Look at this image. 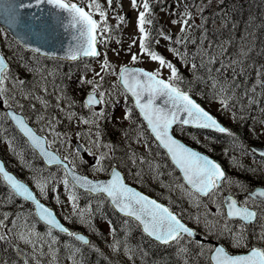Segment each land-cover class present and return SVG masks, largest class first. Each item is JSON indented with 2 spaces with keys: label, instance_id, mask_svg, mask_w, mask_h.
<instances>
[{
  "label": "trees",
  "instance_id": "16d2710c",
  "mask_svg": "<svg viewBox=\"0 0 264 264\" xmlns=\"http://www.w3.org/2000/svg\"><path fill=\"white\" fill-rule=\"evenodd\" d=\"M192 7L190 5L188 8L192 9ZM199 11L201 18H197V20H201V23L197 24L192 20L193 18H189L186 29L172 37L170 51L172 50L177 56L175 58L179 59L178 63L182 64L183 70L191 74L189 79L198 77L202 84L200 85V82L194 80L195 86H191L181 80L180 88L195 95L201 102L212 99L220 101L222 96L232 97L226 108L231 118L230 123H226L230 128V134L205 131V141L208 142L201 144L197 143L196 137L193 136L195 130L177 128L176 132L185 141L210 153L224 164L225 156H227L225 153H228L227 148L232 149L235 146L250 152L251 145L264 144V86H262L264 84V0H208ZM6 39L7 41L2 40L0 43L4 54L10 61V69L7 74L15 78L20 76L25 82H28L32 76L48 73L53 78H50L51 82L48 83L51 86L50 91L54 95H61L65 92L72 94V91L76 90L72 81L79 79L82 75L85 76V72L81 71V62L41 57L24 49L10 36H6ZM193 64L196 65L195 68L192 67ZM184 75L187 77V74ZM47 77L49 76L44 78ZM213 81L216 82L215 87H213ZM28 87L30 89L31 82ZM5 88L8 89L4 94L7 104L13 102L16 108L25 111L29 103L22 101L21 94L18 100L10 97L12 95L10 86L5 84ZM221 88H225L226 92L222 93ZM39 89H41L40 83ZM199 91L206 92V94H201ZM83 92L84 90L81 89V95ZM119 92L120 97L124 96L134 110L132 101L130 102L125 91L120 88ZM119 98L107 103V113L100 128L105 135L110 132L106 141H110L114 145H117L123 134L128 135L121 128L123 122L117 119L115 114V102ZM4 113L3 110H0V149L4 147L5 141H8L17 155L24 154L26 157L27 165H24V169L31 164L30 170L37 175L43 173L44 176H50L52 170L42 164L39 156L4 116ZM133 114L138 127L144 130L145 145L147 144V151L150 154L149 159L144 155L145 160L142 161L144 176L138 177L137 174L132 176L125 168L127 164H131V157L120 152L123 145L117 146L118 150L115 151L112 163L118 164L133 183L167 202L176 210L170 193L167 192V196H165L162 191L164 186L161 187L157 182L155 185L149 186L145 176L151 178L148 173L153 175L156 173L157 180L165 185L170 179V173L176 174L177 178L181 180L179 173L169 161L166 153L155 142L135 110ZM220 118L223 120L222 117ZM260 166L262 168L250 163L247 166L240 165L230 172L233 177H237L238 181L241 180V185H237L239 188L232 189L239 199L244 197L242 189L247 192L262 181L264 166L262 164ZM79 167L83 169V167ZM17 172L29 180L30 174L20 170ZM240 188L242 189L240 190ZM7 190L8 187L0 177V207L5 205L4 207L7 209L13 210L16 206L15 201L12 200L16 197L11 193L9 196ZM207 199L201 198L202 201ZM8 200H11L10 204H6ZM76 201L79 209L94 216L92 218L94 222L90 224L101 225V221L109 223L112 229L111 239L106 240L105 236V239L101 240L104 238L103 235H106L101 226L98 230L103 235L99 232L93 233L88 245L78 242L72 236L57 233L59 244L54 246L57 250L55 262L62 264H212L209 257V244L182 237L178 243L161 245L147 237L135 221L119 215L104 196L77 192ZM182 205L189 208L184 202ZM176 211H180L182 218L205 236L220 239L225 244L229 240L232 241V235L227 231H222V227L211 229L205 226L206 223L199 226L182 208H178ZM24 221L30 225L35 223L30 218L24 219ZM259 222L260 218L253 225H245L247 247L251 245L264 247V240L259 239L263 232L253 231ZM38 225L43 226L42 224ZM69 226L74 231L85 229L75 223H71ZM229 227L234 232L242 230L238 221H230ZM116 242L119 243L116 244L114 250L112 245ZM0 245V264L26 263L16 254L11 239L6 237ZM181 249H187V251L182 252Z\"/></svg>",
  "mask_w": 264,
  "mask_h": 264
},
{
  "label": "snow or ice",
  "instance_id": "6c2138e0",
  "mask_svg": "<svg viewBox=\"0 0 264 264\" xmlns=\"http://www.w3.org/2000/svg\"><path fill=\"white\" fill-rule=\"evenodd\" d=\"M109 4L112 0H108ZM50 6L54 12L57 23L60 24L65 30H71L74 34L72 36L75 44L69 49V56L75 60L78 57H98L100 55L97 50V43H104L103 34L109 31L107 23L106 12L98 3V0H88L87 9L73 0H29L27 3H10L5 9L8 14V23L15 26L19 23L20 9L41 8L43 5ZM133 7H138L136 0H132ZM144 11L139 12L138 15V30L141 33L140 37V50L141 53H146L152 61H158L161 68L167 67L171 70V74L167 80L160 78L159 69L155 71H147L142 68H129L128 66H121L119 69L118 80L122 85L125 93H131L135 98V105L143 115L144 120L147 122L148 128L154 135L159 145L166 149L167 154L171 157L172 161L179 168L182 173L183 184H177L176 187L182 189L184 194L189 197L190 201L199 206L201 197H207L216 203L217 213L225 218V223L222 225V231H227L232 235L233 246L236 248H244L246 245L245 225L257 221L258 217L264 218V188H258L255 191L248 193V199H251L254 204L261 207V211L257 212L247 206V201L240 204L236 199L227 197V203L221 204L216 202L213 198L222 190L225 183H231L229 177L226 176L221 166L210 159L208 156L195 151L180 141L175 139L171 134L173 125L178 122L182 125H195L200 128H211L218 130L221 133H229L230 130L221 124L200 104H198L190 95L188 91L180 88L179 82L181 76L178 74L176 67L166 59L159 55L156 51L151 50L149 34L145 30V24H151L152 20L147 18L149 12L148 0H144ZM99 14L100 19L94 18L95 14ZM33 19H39L35 13H32ZM123 21L124 17H119ZM175 23V21H174ZM186 23V21H185ZM183 30V29H182ZM35 34V33H33ZM135 43V41H133ZM30 46V45H26ZM34 52L39 53L41 49L35 47L32 49ZM138 57L136 54L132 55V61L135 63ZM196 67L195 64L192 65ZM107 58H105L102 69H109ZM8 66L5 58L0 55V97L8 91L5 88V82L8 80L7 75ZM103 79V78H101ZM87 83H94L93 81H86ZM216 82L213 81V87ZM264 86V84H262ZM99 85L93 87L85 102V107L101 104L104 102L105 94L98 92ZM220 91L226 92L225 88ZM99 97V98H97ZM163 99V104L157 103L158 100ZM232 99L230 96H222L220 103L223 107H228V101ZM7 103V101H5ZM21 107H23L21 105ZM99 113L98 115H102ZM6 118H10L15 122L16 126L22 133L31 141V143L39 148L43 155L47 156L49 164H62L63 161L60 157L44 148L47 142L46 138L38 136L34 130L29 127L25 118L17 115L13 111L4 113ZM125 118H129L126 114ZM43 119V117H38ZM83 123H90L84 120ZM94 123V122H93ZM143 134V133H141ZM99 146V145H98ZM106 154H101L97 159V165L105 159ZM64 159H67L65 157ZM65 172L72 177V186L86 189L90 193H100L106 195L111 203L126 216L138 222L142 226L143 231L149 236L154 237L157 241L164 244L178 243L184 234L191 237L194 235V230L182 222L181 218L177 216L169 207L158 203L157 200L151 199L143 195L134 188L128 186L119 171L113 170L111 178L106 181H94L87 176L78 175L73 168H69L68 164H63ZM98 170L103 171L101 166ZM0 177L9 187L13 196L22 197L25 201L34 203L37 210L36 214L39 219L49 226L47 235H52L53 229H58L60 232L68 233L70 236L75 237L76 240L88 244L89 240L75 231H70L57 219L53 210L45 206L36 195L30 190L29 186L18 179L15 175L6 170L5 165L0 163ZM64 184L67 186L69 180L67 175L64 178ZM37 186L40 188L41 194L44 193V184L40 180H36ZM69 199L75 202L76 197L70 195ZM207 208V205H205ZM226 208V212L224 209ZM211 213V210L205 213V217ZM83 217V212L77 213ZM7 215L0 219V227L5 226L4 221L7 220ZM199 222V217H197ZM230 221H239V232H234L229 227ZM14 226L19 227L16 221L13 222ZM219 221H207L206 227L214 229ZM264 227V226H262ZM30 237H34L32 240ZM5 235H0V240H4ZM20 238L25 242L36 243L42 237L39 233L32 230L31 225L28 226V233L25 235L21 232ZM264 240V234L259 237ZM116 242L112 245L115 250ZM187 251V249H181ZM211 261L213 264H264V247L251 246L247 247V251L243 253H229L224 247H214L210 249ZM44 253L41 251L40 253ZM39 264V261H37Z\"/></svg>",
  "mask_w": 264,
  "mask_h": 264
},
{
  "label": "rangeland",
  "instance_id": "374dc122",
  "mask_svg": "<svg viewBox=\"0 0 264 264\" xmlns=\"http://www.w3.org/2000/svg\"><path fill=\"white\" fill-rule=\"evenodd\" d=\"M74 1L82 2L83 5L87 7L88 0ZM206 1L208 0H148L149 12L146 15L148 19L152 20V23L145 24V30L149 34L151 50H157L156 52H159V55H162L166 61H170L173 64L174 58L172 51H170L172 37H175L186 29L189 18H193L192 20L197 24L201 23V20H197V18H201V12L199 10H201ZM136 2L139 6L134 8L132 0H112L111 4H109L108 0H98V3L106 12L107 23L109 26V31L103 34L106 50L103 49L104 52L102 51L99 57H96L88 63H81V71H83V73L85 72V76L82 75L77 79L78 81L76 79L74 80L73 85H78L75 87L76 90L74 89L70 96L68 94L59 95V98L57 99L54 93L49 91L51 90V86L47 84V80L51 82L50 78H52V76L48 73L39 76L37 74V76L28 79V82H25L20 76L16 78L8 76V80L5 82L6 85L8 84L10 86L12 96L17 100L20 98L21 94L23 97L22 101L31 103L33 102V99H36L35 103L42 105L39 107V110L34 111L35 114L38 113L39 116L32 117L33 120L39 125L41 131L48 136L50 142L54 146L58 145L56 147L65 157H67L68 160L72 161L74 164H76V162L87 164L88 173L93 177L104 176L108 173L107 165L110 164V161L114 158L115 151L118 150L117 146L123 145L120 148V152L131 157V164H127L126 167H124L132 176L135 174H137L138 177L144 176V173L142 172V169L144 168L142 161L145 160L144 155L147 159L150 157L149 151H147L144 139L141 135V128L138 130L137 127L132 126V119L130 118H132L133 115L132 117L125 118L124 116H126L127 113L121 106L118 110V118H122L121 121L123 122V126L121 128L124 129L128 135L123 134L117 145H114L112 142L106 141V138H104V136L98 131V128L103 123L106 104L111 100H116L120 97L119 90L121 86L119 85L118 80L120 67L124 65H141L151 71L159 69L160 76L166 79H168L171 74V70L166 66L161 68L158 61H152L146 53H141V33L139 32L137 25L139 12L144 11V0H136ZM190 5L193 6L192 9L188 8ZM94 17L97 20L100 19L98 13L95 14ZM119 17H124L123 21H121ZM133 41H135V43H133ZM133 54H136L138 57L135 63L132 61ZM105 58H107L111 65V68L106 70L102 69ZM184 74H187V77H185ZM179 75L183 81L191 86H195L194 80L200 82L198 77L189 79L191 74H189L188 71L185 72L184 70H180ZM45 76L49 77L44 78ZM43 81L44 84L41 86L40 90L39 82ZM86 81H93L94 83H87ZM30 82L31 87L29 89L28 85ZM97 84L99 85L97 90L105 94L102 109L85 107L84 98L86 93L92 91L93 87ZM199 84L202 85L201 82ZM86 88L89 89L86 90L85 94L83 92L81 95L80 90L82 89L85 91ZM200 93L206 94V92ZM205 102L207 109L217 113L218 116L223 117L226 122L230 123V115L220 102L216 99L209 101L205 100ZM82 105L86 110L83 109ZM99 113L103 114L98 115ZM38 117H43V119H38ZM84 120H88L90 123L85 124L83 123ZM108 134H110V132H108L107 135ZM193 136L196 137L195 139L197 143L206 144L208 142L205 141V138H203L202 135L195 134ZM78 139L84 142V145L88 150L86 156H83L75 147L74 142ZM4 148L6 151L5 155L11 158H13L12 155H15L17 158L16 163L27 165L25 158L20 155L18 156L10 147L9 143L5 142ZM227 149L228 153H225L227 156H225L226 159L224 161L229 168H233V170L240 165L247 166L256 161V159L250 156V154L244 149L235 146H233L232 149ZM101 154H106L105 159L101 161L100 165H97V159H99ZM91 157H94L95 159L91 161ZM101 166L104 168L103 171L98 170ZM42 174L43 173L39 175L33 174V179L30 180V183L40 197L45 201L51 202L65 221L85 227V232H91L92 234L99 232L103 235V233L98 230L101 226L104 233H106V235H103V239L100 237L101 240L103 241L105 236L106 240L111 239L112 229L108 226L107 221H101V225L90 224L94 222L92 221L94 216L85 213L83 209H79L76 200L73 202L69 199L70 195H74L77 198V192L73 189L70 183L67 186L64 184L63 181L66 175H63L58 171L52 172V176L50 175L51 177ZM148 174L151 176V178L145 176L147 177L148 185L153 186L155 185V182H157L161 187L164 186L167 188L170 196H172V201L177 203L199 226H203V224L206 223V219L207 221L218 220V224L221 225L225 223L224 218L217 213L216 203H213L211 199H207L206 201L200 199L199 206L191 202L189 197L184 194V191L176 187L177 184H183V182L177 178L176 174L170 173V179L165 185L157 180L156 173L154 175L152 173ZM36 180H40L44 184L45 187L43 194H41L40 188L36 184ZM230 180L231 183L227 184H232L234 186H237L238 184L241 185V180L238 181L237 177H232ZM175 198L184 202L189 208H185V206ZM213 199L220 203L218 193ZM247 200V203L255 205L252 203L251 199L247 198ZM205 205H207V208ZM209 209L211 210V213L206 218L205 213H207ZM27 212L30 213V210H27ZM78 212H83L84 216H79L77 214ZM5 215H7L8 218L4 221L5 226L0 227V235L7 234L13 242L22 246L30 257L29 264H37V261H39V264H62L60 262H55L57 257L50 249V237L53 235H47L48 231L43 229V227L38 228L35 223L31 224L32 230L39 233L40 237H42L39 242L26 243L25 240L20 238L21 232L27 235L29 226V224L24 221L27 217L22 206H17L13 210L8 209L1 211L0 219H3ZM197 217H199V222L197 221ZM14 220L19 227L13 225L12 222ZM34 221L35 220L32 219V222ZM218 224H216L215 227H222ZM262 226H264V218L260 217V222L255 228H253V231H260L264 234V227ZM30 239L34 240L35 238L30 237ZM227 244L231 249L236 248L233 246V241L231 240L227 241ZM236 249L242 250L243 248ZM41 251L44 253L43 255L40 254Z\"/></svg>",
  "mask_w": 264,
  "mask_h": 264
},
{
  "label": "water",
  "instance_id": "95a60500",
  "mask_svg": "<svg viewBox=\"0 0 264 264\" xmlns=\"http://www.w3.org/2000/svg\"><path fill=\"white\" fill-rule=\"evenodd\" d=\"M29 2V0H0V24L4 25L7 30L9 32H11L22 44H24L25 46L26 45H30V46H27L28 48L30 49H33L35 47H39L41 49V51L39 53L41 54H44V55H50V56H55V57H59V58H65V59H71L70 56H69V49L72 48L75 44V41H73L72 39V36H73V32L71 30H65L63 27L60 26L59 23L56 22L54 16L52 15V13L54 12V10L48 6V5H43L41 6V8H31V9H28V8H25V9H20L19 12H20V16H19V23L16 24L15 26L13 25H10L8 23V14L5 12V9L8 7V5L10 3H15V4H19V3H27ZM32 13H35L36 17H39V19H33L32 17ZM35 33V34H33ZM1 55V53H0ZM7 66H8V63L6 62ZM129 68H141V67H138V66H133V67H130L128 66ZM143 69V68H142ZM131 95V93H129ZM132 96V95H131ZM192 97V96H191ZM193 98V97H192ZM134 99V103H135V98L133 97ZM194 99V98H193ZM195 100V99H194ZM196 101V100H195ZM197 102V101H196ZM157 103H160V104H163V99H160L157 101ZM198 103V102H197ZM199 104V103H198ZM201 105V104H200ZM0 106H3V101H2V98L0 97ZM136 106V105H135ZM202 107V105H201ZM137 108V107H136ZM138 109V108H137ZM8 111H13L15 112L17 115H20L22 117L25 118V116L19 112H17L16 110H14L13 108H8L7 109V112ZM139 111V109H138ZM140 112V111H139ZM141 114V113H140ZM142 115V114H141ZM143 117V115H142ZM215 118V117H214ZM216 119V118H215ZM26 120V118H25ZM217 120V119H216ZM218 121V120H217ZM26 122L28 123V121L26 120ZM221 126L222 123L220 121H218ZM13 123L15 124V122L13 121ZM179 123V122H178ZM16 125V124H15ZM29 127H31L33 130L34 128L28 123ZM191 125V124H189ZM174 126V125H173ZM191 126H195V125H191ZM197 127V126H196ZM224 127V126H223ZM19 129V128H18ZM20 130V129H19ZM21 131V130H20ZM22 132V131H21ZM34 132L38 135V136H41L43 137L42 135L38 134L35 130ZM171 134L172 136L177 139L178 141H180L182 144H184L185 146L195 150V151H198L200 152L199 150L187 145L186 143H184L180 138H178L177 136H175L172 132V129H171ZM24 135V134H23ZM25 136V135H24ZM26 137V136H25ZM27 138V137H26ZM28 139V138H27ZM28 141L31 143V141L28 139ZM32 144V143H31ZM32 146L38 151V153H40V155L43 157L44 161L48 164V157L43 155V153L40 151L39 148H36L33 144ZM44 148L49 151V152H52L56 155H58V153H56L54 150H52L51 148L48 147V144L47 142L44 144ZM254 149L256 151H258L259 153L263 154L264 155V147L262 148H257V147H254ZM166 150V149H165ZM201 154L203 155H206L208 156L210 159H212L213 161H215L216 163H218L220 166L221 164L213 159L212 157H210L209 155L203 153V152H200ZM59 156V155H58ZM60 157V156H59ZM170 157V156H169ZM60 159L63 161L62 164H68L66 161H64L61 157ZM171 159V157H170ZM172 161V159H171ZM173 162V161H172ZM0 163H4V161L1 159L0 157ZM174 164V162H173ZM175 165V164H174ZM5 168L7 171H9L5 165ZM69 168H72L70 165H69ZM222 168V166H221ZM223 169V168H222ZM78 175H83L81 173H79L78 171H76L75 169H73ZM113 170H116V171H119L121 173V176L124 180V182L134 188L135 190L139 191L140 193H142L143 195H146L148 196L149 198L151 199H155L154 197L144 193L143 191H141L140 189L128 184L125 180V177L123 175V173L117 169L116 167L112 169ZM10 173H12L11 171H9ZM13 175H15L14 173H12ZM182 175V173H181ZM71 177V175H69ZM83 176H86V175H83ZM89 179H92L94 181H106L108 179L111 178V176L109 178H102V179H93L89 176H87ZM72 178V177H71ZM22 181V180H21ZM24 182V181H23ZM26 183V182H25ZM27 184V183H26ZM28 185V184H27ZM30 190L34 193V195H36V193L33 191V189L30 187V185H28ZM258 188H263V187H257L256 189ZM84 189V188H82ZM255 189V190H256ZM86 190V189H84ZM232 197L233 199H235L234 196H231V195H228L227 197ZM37 197V195H36ZM37 199H39L37 197ZM260 199H264V198H260ZM40 200V199H39ZM157 200V199H155ZM41 201V200H40ZM31 202V201H29ZM111 202V201H110ZM158 203H161L163 205H165L166 207H168L166 204L160 202L159 200H157ZM33 203V202H31ZM41 203H43L45 205L44 202L41 201ZM227 203V200L225 202V204ZM34 204V203H33ZM112 204V203H111ZM113 205V204H112ZM35 206V205H34ZM47 206V205H45ZM49 207V206H47ZM113 207L119 212L121 213L114 205ZM51 208V207H49ZM52 209V208H51ZM53 210V209H52ZM171 210V209H170ZM172 211V210H171ZM37 212V210H36ZM54 214L56 215L55 211L53 210ZM122 215H125L124 213H121ZM176 214V213H175ZM126 216V215H125ZM57 217V215H56ZM57 219L60 221V223H62L65 227L66 225L57 217ZM182 220V219H181ZM183 223H185L183 220H182ZM186 224V223H185ZM187 225V224H186ZM188 227H190L189 225H187ZM68 228V227H67ZM191 228V227H190ZM69 229V228H68ZM70 230V229H69ZM194 230V229H193ZM81 235H83L82 233H79ZM147 234V233H146ZM187 235V234H186ZM151 237V236H150ZM88 240L89 238L86 237ZM154 238V237H152ZM191 238H194V239H198V240H201V241H205V238L200 235L198 232H196L194 230V235L191 236ZM155 239V238H154ZM156 240V239H155ZM160 242V241H159ZM213 242V241H211ZM162 243V242H161ZM222 246L221 244L219 243H216V247H220ZM223 247V246H222ZM16 249L22 254L24 255V251L20 248V247H16Z\"/></svg>",
  "mask_w": 264,
  "mask_h": 264
},
{
  "label": "bare ground",
  "instance_id": "6f19581e",
  "mask_svg": "<svg viewBox=\"0 0 264 264\" xmlns=\"http://www.w3.org/2000/svg\"><path fill=\"white\" fill-rule=\"evenodd\" d=\"M259 6H260V4H259ZM263 24V23H262Z\"/></svg>",
  "mask_w": 264,
  "mask_h": 264
}]
</instances>
